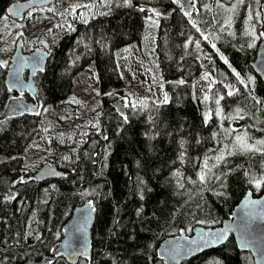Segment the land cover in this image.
<instances>
[{"label": "trees", "instance_id": "trees-1", "mask_svg": "<svg viewBox=\"0 0 264 264\" xmlns=\"http://www.w3.org/2000/svg\"><path fill=\"white\" fill-rule=\"evenodd\" d=\"M22 1L0 0V62H6L0 66V117L17 97L5 83L16 40L23 39L25 53L41 47L49 58L35 76L38 113L0 120V264L51 256L73 210L86 202L95 211L92 255L78 264H163L157 249L165 239L190 236L196 226L217 227L230 219L247 190L262 194L264 84L251 64L264 38V0H194L191 16L173 0H74L105 11L68 34L52 27L54 5L32 9L22 21L11 19L8 9ZM151 14L157 22L150 45L169 101L146 108L130 104L121 118L110 106L125 100L116 54L133 44L146 57L145 18ZM198 51L211 66L232 69L243 81L232 95L222 89L219 104L214 97L207 118L192 94V84L205 74ZM91 63L95 84L73 100L77 78ZM87 102L98 108L82 106ZM69 105L79 107L56 121L51 139L58 142L52 155L42 154L39 130L49 114H65ZM93 115L99 128L89 125L82 139L74 140ZM238 137L260 150L242 149ZM46 163L64 176L24 182ZM49 264L68 263L56 256ZM181 264L254 261L230 237Z\"/></svg>", "mask_w": 264, "mask_h": 264}, {"label": "water", "instance_id": "water-1", "mask_svg": "<svg viewBox=\"0 0 264 264\" xmlns=\"http://www.w3.org/2000/svg\"><path fill=\"white\" fill-rule=\"evenodd\" d=\"M55 2L56 0L18 2L8 9V16L13 20L22 21L30 10L48 7ZM176 3L184 14L191 13L186 16L195 13L193 0H176ZM23 46V39L18 38L9 60L5 83L10 92L26 93L35 100L37 95L35 76L45 70L49 53L41 47H35L29 53H25ZM251 68L264 84V38L257 44L256 56ZM110 106L121 118L127 116V106L122 99L112 101ZM38 109L37 102L15 98L8 103L0 120L34 114ZM63 176V171L57 166L46 163L31 178L24 177L23 180L26 182L32 179L38 183L52 182ZM94 223L95 211L92 203L86 202L76 207L64 225L63 236L55 252L41 260L28 258L22 264H49L56 256L63 257L68 264H78L80 260H89L92 255ZM226 229L227 237L217 241L214 238L216 234ZM230 237H233L239 251L248 252L251 255L254 264H264V190L259 197H255L251 191L247 190L233 208L230 219L223 221L217 227L196 226L190 236L181 233L165 239L158 247L157 255L163 264H181L223 246ZM246 240L247 247L244 246Z\"/></svg>", "mask_w": 264, "mask_h": 264}, {"label": "rangeland", "instance_id": "rangeland-1", "mask_svg": "<svg viewBox=\"0 0 264 264\" xmlns=\"http://www.w3.org/2000/svg\"><path fill=\"white\" fill-rule=\"evenodd\" d=\"M101 2H104V0H101ZM83 6L85 7V11L84 9H80ZM76 7H78L79 10L74 11ZM54 8L58 14L54 17L52 27L55 26V29H58L59 32L64 34L70 33L73 30V26L79 23H86L90 18L100 15L105 11L103 8L97 9L93 2H89L88 4H77V2L74 3V0H56ZM32 12L33 11H30L28 14L30 15ZM156 22L155 14H151V16L145 18L146 41L143 44V51L147 54L145 58H141V50L136 49V46L133 44L124 47L116 54L117 67L123 80V85L120 89H122L125 95V100H122L126 106L134 104L146 108L151 103L164 104L169 101V93L163 86V79L160 76L159 67L155 62L156 56L150 45L151 38H154L156 35ZM205 37L206 36L203 35L204 39ZM197 56L202 64L205 65V74L192 84V94L194 98L199 99L201 102L202 111L207 118L209 117L208 113L211 112V105L213 104V100H215L214 97L218 96L217 100H219L222 89H225L227 93L229 91L233 92L241 81L239 76L232 72V69L229 68L230 72L226 70L220 71L211 66L205 52L198 51ZM95 75V67L94 64L91 63L77 78L74 96L71 97L73 100H77V96L75 95L83 93L85 88H89V86L92 87V85L95 84ZM165 96H167V100H165ZM87 105L90 106L92 111L98 108V104L95 102L82 104V106ZM78 107L79 105H69L65 110V114L57 110L48 115L49 123H43L45 125L39 130L36 141L40 148L39 151H41L42 154L52 155L50 154L51 150L54 144L58 142L57 139H51L53 135H56V121L61 118L67 120L68 117L73 116V113ZM215 111L218 113L220 110L216 109ZM42 117H44V115H42ZM89 125H96V128H99L97 116H89L88 121L80 127L82 133H75L74 140L80 141L85 132L89 131ZM62 126L63 124H61V127Z\"/></svg>", "mask_w": 264, "mask_h": 264}, {"label": "snow or ice", "instance_id": "snow-or-ice-1", "mask_svg": "<svg viewBox=\"0 0 264 264\" xmlns=\"http://www.w3.org/2000/svg\"><path fill=\"white\" fill-rule=\"evenodd\" d=\"M174 2H176V0H174ZM240 2H242V0H240ZM141 10L143 11V9H141ZM229 11H231V9H229ZM190 14H191L190 12H185V15H190ZM261 35H264V33H262ZM205 39H207V37H205ZM196 43H197V47H199V42L197 41ZM212 47L215 48V44H213ZM225 62H227V61H225ZM4 63H6V62H0V66H3ZM237 75H239V74H237ZM241 83H243V81H241ZM232 94H233L232 91L228 92V95H232ZM165 100H167V96H165ZM216 103L219 104V100H217ZM132 107H135V105L133 104ZM125 119H126V117H125ZM237 140H238L239 146L242 149L249 150V151H251V150L259 151L260 150V149H253V147L251 145H248L243 140H241L239 137L237 138ZM259 143L264 144V141H261ZM217 159H220V157H217ZM200 179L203 180L204 176L202 175L200 177ZM256 187H260V182L259 181L256 182ZM227 234H228V230L226 229L223 232L216 234V236L214 238L217 241H222V240H224L227 237ZM244 246L247 247V240L245 241V245Z\"/></svg>", "mask_w": 264, "mask_h": 264}, {"label": "flooded vegetation", "instance_id": "flooded-vegetation-1", "mask_svg": "<svg viewBox=\"0 0 264 264\" xmlns=\"http://www.w3.org/2000/svg\"><path fill=\"white\" fill-rule=\"evenodd\" d=\"M17 98H18V99H24V100H26V101H28V102H33V103L35 102V101H31V100H29V99H28V96H27L26 93H24V94H18V95H17Z\"/></svg>", "mask_w": 264, "mask_h": 264}, {"label": "bare ground", "instance_id": "bare-ground-1", "mask_svg": "<svg viewBox=\"0 0 264 264\" xmlns=\"http://www.w3.org/2000/svg\"><path fill=\"white\" fill-rule=\"evenodd\" d=\"M194 1V0H193Z\"/></svg>", "mask_w": 264, "mask_h": 264}]
</instances>
